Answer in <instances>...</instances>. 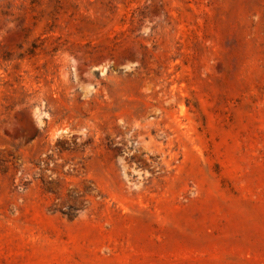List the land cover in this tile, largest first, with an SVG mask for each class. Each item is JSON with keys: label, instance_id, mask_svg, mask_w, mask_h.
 <instances>
[{"label": "rangeland", "instance_id": "374dc122", "mask_svg": "<svg viewBox=\"0 0 264 264\" xmlns=\"http://www.w3.org/2000/svg\"><path fill=\"white\" fill-rule=\"evenodd\" d=\"M0 264H264V0H0Z\"/></svg>", "mask_w": 264, "mask_h": 264}]
</instances>
